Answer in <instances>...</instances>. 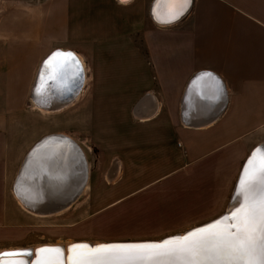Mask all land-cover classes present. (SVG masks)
Masks as SVG:
<instances>
[{"label":"crops","instance_id":"1","mask_svg":"<svg viewBox=\"0 0 264 264\" xmlns=\"http://www.w3.org/2000/svg\"><path fill=\"white\" fill-rule=\"evenodd\" d=\"M153 2L0 0V253L34 256L64 245L48 237L67 229L92 244L161 239L227 212L244 161L264 142V0H192L165 26ZM56 50L79 58L84 83L70 105L46 112L30 94ZM204 71L222 81L226 102L209 125L187 127L182 97ZM38 121L61 128L38 131ZM54 134L90 160L69 218L33 214L13 192L26 154Z\"/></svg>","mask_w":264,"mask_h":264},{"label":"water","instance_id":"2","mask_svg":"<svg viewBox=\"0 0 264 264\" xmlns=\"http://www.w3.org/2000/svg\"><path fill=\"white\" fill-rule=\"evenodd\" d=\"M191 1L192 0H190L184 12L179 15L178 18L172 19L170 22H163L166 20L161 15H165V13H162L160 10V7H163L160 0H154L151 6V17L154 22L159 25H171L181 20L188 13ZM58 51L70 52L56 50L43 60L38 68L30 94V99L34 106L46 112H56L70 105L80 94L84 83L83 65L79 58L72 52L71 53L79 63H69L63 74L59 75L55 80H48L47 70H44L46 83H42L41 74L44 63L53 53ZM216 99L222 100V105L218 108L205 109V106L208 105V100ZM225 102L226 92L224 90V85L215 74L206 71L195 74L188 82L182 97L180 111L182 124L192 128H202L209 125L222 112ZM260 146H264V143L257 147ZM253 150L244 161L236 181L232 194V206L234 207L238 204V198L235 194L243 167ZM87 180L88 164L79 145L68 136L54 134L38 141L26 154L17 174L13 192L19 203L27 211L40 216H50L70 208L86 189ZM232 209L233 208L227 209L226 211L228 212L204 224L189 229L182 234L178 233L157 240L110 242L97 245L88 242H74L68 244L66 247L65 245H59L58 247L65 250V254H67L66 250L72 245L98 246L158 243L205 227L220 219ZM42 248H56V246ZM24 251L32 253V250ZM24 258H31V255L22 257L23 260ZM36 258L32 257L31 261ZM24 262L28 264L25 260Z\"/></svg>","mask_w":264,"mask_h":264},{"label":"snow or ice","instance_id":"3","mask_svg":"<svg viewBox=\"0 0 264 264\" xmlns=\"http://www.w3.org/2000/svg\"><path fill=\"white\" fill-rule=\"evenodd\" d=\"M170 22L190 0H160ZM69 63L78 64L71 52H55L45 61L41 81L55 80ZM211 75V74H205ZM238 204L215 222L158 243L133 245H72L65 250L42 248L28 264H264V146L247 159L236 190ZM33 253H0V264H25Z\"/></svg>","mask_w":264,"mask_h":264},{"label":"rangeland","instance_id":"4","mask_svg":"<svg viewBox=\"0 0 264 264\" xmlns=\"http://www.w3.org/2000/svg\"><path fill=\"white\" fill-rule=\"evenodd\" d=\"M45 127L47 129H49V131H55V130H58V129L61 128V127L57 126L56 124L41 123L40 121H38V123H37L38 131H40L41 129L43 130ZM79 147L81 148V150L83 151V153L85 155V149L83 148V146H79ZM96 152H97V150L93 149L92 150L93 154L91 153L92 154L91 157H95ZM85 158H86L87 163L90 162L88 156L85 155ZM88 165H89V163H88ZM85 195H86V192L84 190V192L81 194V196L78 198V200L70 208H68L65 211L61 212V213H64L65 218H69L70 217V214H69L70 209L74 208V206H76V204L81 202L82 199H84ZM231 206H232V197L230 199V204L228 205V209L231 208ZM61 213H59V214H61ZM61 216H63V215H61ZM67 230H66L65 236H60V237L59 236H49L48 237V239H49L48 241L52 242V243H58V242L59 243H63L65 246H67L68 244H70L69 242H71V240L72 241L73 240L74 241L86 240L85 238H82V237H73V235L70 232H68ZM185 231H187V230H185ZM185 231H183L182 233H184ZM177 233H179V232H177ZM182 233H179V234H182ZM70 235H72V236H70ZM155 240H157V239H155ZM80 242H85V241H80ZM1 244H3V242ZM98 244H100V243H98ZM51 246H53V245H51ZM54 246H59V245H54ZM5 251H8V250H5Z\"/></svg>","mask_w":264,"mask_h":264},{"label":"bare ground","instance_id":"5","mask_svg":"<svg viewBox=\"0 0 264 264\" xmlns=\"http://www.w3.org/2000/svg\"><path fill=\"white\" fill-rule=\"evenodd\" d=\"M188 5V4H187ZM187 7V6H186ZM160 10L162 11V13H165V15H163V14H161L166 20L167 19H169V13H168V15H167V13L165 12V9L164 8H161L160 7ZM184 12V11H183ZM182 12V13H183ZM233 204V203H232ZM234 206H231V208H233ZM231 208H229V209H231ZM228 212V211H227ZM85 243H87V242H85ZM94 245H97V244H94ZM58 247V246H57ZM66 247V246H65ZM16 251H24V250H16ZM32 253H33V251H32ZM35 256V255H34ZM34 256H33V254L31 255V258H24V260L26 261V262H29V261H31L32 260V257L34 258Z\"/></svg>","mask_w":264,"mask_h":264}]
</instances>
